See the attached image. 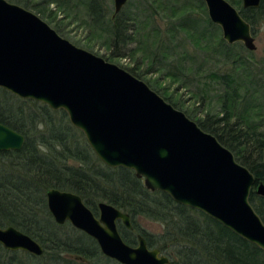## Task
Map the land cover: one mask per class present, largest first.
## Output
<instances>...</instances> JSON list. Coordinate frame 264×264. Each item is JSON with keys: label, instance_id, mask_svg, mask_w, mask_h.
Returning <instances> with one entry per match:
<instances>
[{"label": "water", "instance_id": "water-1", "mask_svg": "<svg viewBox=\"0 0 264 264\" xmlns=\"http://www.w3.org/2000/svg\"><path fill=\"white\" fill-rule=\"evenodd\" d=\"M209 20L227 44L254 50L250 24L227 0H203ZM127 0H113L114 14ZM260 0H242L256 8ZM0 88L51 109H62L98 159L124 167L151 191L197 209L264 251V222L249 201L253 186L264 196V182L239 163L233 152L174 108L143 80L124 68L60 36L32 11L0 0ZM24 135L0 122V151L20 150ZM46 205L54 222H68L94 239L100 252L120 264H169L142 235L127 244L117 227L131 229L127 212L99 201L96 216L80 195L49 188ZM0 245L34 256L42 245L14 226H0Z\"/></svg>", "mask_w": 264, "mask_h": 264}, {"label": "trees", "instance_id": "trees-1", "mask_svg": "<svg viewBox=\"0 0 264 264\" xmlns=\"http://www.w3.org/2000/svg\"><path fill=\"white\" fill-rule=\"evenodd\" d=\"M44 1L49 4L55 0ZM229 1L239 5V0ZM239 12L250 24L252 34L256 25L264 24V0L256 8L240 6ZM88 14L93 22L103 23L105 19L93 1L88 5ZM110 21L107 32L113 44L120 41L126 45L134 39L119 14L111 16ZM125 69L139 78L136 67ZM234 108L228 113L224 107V115L206 114L195 122L230 149L256 182H264V131L259 127L263 122L247 112L245 116L234 114ZM0 122L25 138L20 150L0 151V226H14L43 247L42 255L34 256L8 251L0 245V264H120L105 257L96 241L85 233L73 228L71 233L61 231L64 226L55 223L47 209L45 194L49 188L79 194L95 215L99 201L127 212L132 230L117 223L123 240L135 245L136 233L142 235L150 248L157 247L168 255L169 264H264L262 249L205 213L175 202L166 192L147 189L131 169L102 163L64 110L51 109L0 88ZM254 189L249 201L264 222V196ZM143 220L155 222L161 231L149 232L140 226Z\"/></svg>", "mask_w": 264, "mask_h": 264}, {"label": "rangeland", "instance_id": "rangeland-1", "mask_svg": "<svg viewBox=\"0 0 264 264\" xmlns=\"http://www.w3.org/2000/svg\"><path fill=\"white\" fill-rule=\"evenodd\" d=\"M91 1L105 15L103 23L91 21ZM241 3L231 4L239 10ZM18 5L37 14L74 45L124 69L136 67L139 79L162 98L165 94L168 103L193 121L206 114L222 116L224 107L229 113L235 104L234 114L250 113L263 122L259 127L264 131V120L259 119L264 118L263 23L252 34L255 49L248 50L240 42L227 44L222 39L203 0H127L118 14L134 39L122 45L120 41L113 44L107 32L113 0H55L49 4L29 0L28 5ZM139 223L149 232L161 231L155 222ZM61 225L64 232L75 229L67 222Z\"/></svg>", "mask_w": 264, "mask_h": 264}, {"label": "flooded vegetation", "instance_id": "flooded-vegetation-1", "mask_svg": "<svg viewBox=\"0 0 264 264\" xmlns=\"http://www.w3.org/2000/svg\"><path fill=\"white\" fill-rule=\"evenodd\" d=\"M241 2H242V0H241ZM230 3V2H229ZM242 4V3H241ZM243 7V6H242ZM244 8V7H243ZM244 9H247V8H244ZM237 10V9H236ZM238 12H239V10H237ZM239 14H240V12H239ZM240 16H241V14H240ZM242 17V16H241ZM243 18V17H242ZM244 19V18H243ZM245 20V19H244ZM117 223H121V221H118ZM129 230H132V228L131 229H129ZM136 235H137V237H138V235H140V234H137L136 233ZM137 244V243H136ZM135 244V245H136ZM149 247V246H148ZM162 254H164V253H162Z\"/></svg>", "mask_w": 264, "mask_h": 264}, {"label": "bare ground", "instance_id": "bare-ground-1", "mask_svg": "<svg viewBox=\"0 0 264 264\" xmlns=\"http://www.w3.org/2000/svg\"><path fill=\"white\" fill-rule=\"evenodd\" d=\"M79 195V194H78ZM81 197V196H80Z\"/></svg>", "mask_w": 264, "mask_h": 264}, {"label": "clouds", "instance_id": "clouds-1", "mask_svg": "<svg viewBox=\"0 0 264 264\" xmlns=\"http://www.w3.org/2000/svg\"><path fill=\"white\" fill-rule=\"evenodd\" d=\"M39 127V126H38Z\"/></svg>", "mask_w": 264, "mask_h": 264}]
</instances>
